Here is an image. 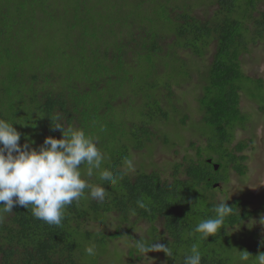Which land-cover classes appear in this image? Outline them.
I'll return each mask as SVG.
<instances>
[{"label":"trees","instance_id":"obj_1","mask_svg":"<svg viewBox=\"0 0 264 264\" xmlns=\"http://www.w3.org/2000/svg\"><path fill=\"white\" fill-rule=\"evenodd\" d=\"M262 1L94 0L88 11L74 0H0V34L9 31L17 43L24 39L35 51L30 57L20 54V44L0 47V118L13 120L20 144L33 148L46 136L61 137L51 124L56 118L65 127L98 135L97 146L106 155L102 168L117 176L115 185L100 181L98 174L82 177L103 186L106 198L74 202L60 227L34 218L22 206L3 214L0 264H102L99 254L84 262V244L139 239L130 235L137 222L147 225L148 243L173 248L174 258L159 251L160 264H183L194 243L200 247L201 264H232L223 254L227 232L262 218L242 199L226 202L234 213L216 235L201 241L199 234L186 238V233L214 215L220 201L215 189L230 179L218 176L221 166L246 178L240 154L245 146L231 143L235 130L249 123L250 113L239 108L242 95L254 99L241 89L242 82L262 85V78L248 77L240 68V58L251 46L264 45ZM198 7L202 16L194 13ZM180 49L189 50L193 62H183ZM181 84L192 86V94L199 92L197 122L204 129L208 155L199 152L196 140L201 137L196 134L187 148L197 150V156L172 164L170 178L162 177L155 163L150 169L141 164L133 173L122 170L124 161L156 136L151 125L173 115L178 122L173 90ZM257 105L264 114V102ZM119 108L134 113L127 116ZM100 125L106 131L99 132ZM216 152L221 156L214 157ZM133 208L135 216L129 213ZM113 219L114 230L108 233L105 228ZM132 253L135 262L142 260Z\"/></svg>","mask_w":264,"mask_h":264},{"label":"rangeland","instance_id":"obj_2","mask_svg":"<svg viewBox=\"0 0 264 264\" xmlns=\"http://www.w3.org/2000/svg\"><path fill=\"white\" fill-rule=\"evenodd\" d=\"M74 1L79 4L83 2L88 11L89 8L95 5V3H93L94 0ZM211 7H213V5L209 8ZM258 9L261 11L264 10V1L258 4ZM194 13L199 16L204 14L203 10L199 7L194 10ZM137 21H139V24L142 22L140 19ZM162 30L164 33L167 32L164 28ZM7 39H9V41ZM169 41L170 40H167L166 42ZM17 44L23 46V51L20 54L30 57L35 56L34 49L26 40L21 39V41L17 43L13 36L9 35V31L0 34V47L9 45L17 48ZM179 51L182 54L181 59L183 62H186V64L193 62L192 58H194V56H192L189 50L180 49ZM240 59H242L240 68L246 76L254 79L262 78L261 87L247 81L241 84V89L246 92H251L250 94L254 99L242 95L239 108L240 111L250 113L248 117L249 123L244 129L235 130L233 143H231V147L241 142L245 146L240 154L245 156V159L241 163L246 167L244 168L246 178H243L245 176H238L231 171V169L228 172L226 167L221 166L218 176L224 178L229 177L230 179L226 183L219 182V188L215 189V199L221 200V198L227 196L228 199L225 202L236 198L242 199L247 209L257 212L264 218V114L258 110L257 105V102H264V45L259 43L255 46H251L250 51L241 56ZM190 87L192 86L189 84H181L178 88H174L173 90L174 100L177 102L175 105L177 110H179L178 122L175 118L176 116L173 115L163 124L151 125V130L155 132L156 136H154L150 143L147 142V148L140 152L131 151V153L133 152L134 154L132 153L133 155H130L129 160L132 162L134 170L141 164H145L146 168H149L148 165L150 163H155L157 171L162 177L170 178L172 164L174 165V163H179L190 158L195 159L197 156V150L195 152L194 149L187 148L188 143L190 141H195L198 137L196 134H199L201 137L196 140V145L201 146L199 152H201L203 156L208 155L205 147L206 139L202 135L204 129H202L200 126L201 124L197 122V119L201 117L196 102V97L199 92L195 90L192 94L191 92H193V90ZM118 112H126L125 114L127 116H129L131 112L134 113L132 109L123 110V108H119ZM186 115H188V117L185 119V126H180L181 119ZM216 156L219 157L221 155L219 152H216L214 157ZM214 159L220 162L219 159ZM129 160L124 161L120 168L128 173H133V171H128L126 166V162ZM114 223V219L107 223V227L105 228L106 232L109 233L114 230ZM249 224V222L245 221L242 226H236L227 232L226 242L223 245L225 247L223 254L229 257L232 264H241L239 261V251L246 250L253 256L247 264H253L254 256L264 252V246L260 244V241L264 240V224H261L259 220H254L251 227H249ZM146 226L147 225L143 222H137L130 229V235L137 238L140 234L136 231L139 230L141 236L146 237L145 240L150 242L152 238L146 235L148 231ZM96 228L97 227H94L93 229ZM106 242V246L94 244L96 247V254L104 257L101 260L102 264H160L161 259L159 258L161 255L159 251L149 252L147 253L146 259L135 262L132 253L135 248L131 246L133 241H130L126 237L116 238L112 242L106 240ZM155 243L159 242L156 241ZM86 246H89V244H84V247ZM90 258L89 256L85 257L84 262L87 263L86 260H90Z\"/></svg>","mask_w":264,"mask_h":264},{"label":"clouds","instance_id":"obj_3","mask_svg":"<svg viewBox=\"0 0 264 264\" xmlns=\"http://www.w3.org/2000/svg\"><path fill=\"white\" fill-rule=\"evenodd\" d=\"M12 121L0 118V220L3 214L22 206L30 210L34 218L60 227L67 207L74 202L79 203L82 198L99 201L106 198L103 186L90 184L82 177L98 174L102 182L117 183V176L109 168H102L106 155L97 146L98 135L88 134L82 128L65 127L56 118L51 124L54 130L62 133L61 137L46 136L42 145L33 148L27 143L20 144L21 133L13 127ZM98 131L104 132L106 129L100 125ZM81 166H85L83 172ZM126 166L128 171H134L130 160ZM227 199L228 196L221 198L213 209L214 215L201 220L186 233V238L199 234V239L204 241L210 235H216L234 213V209L225 202ZM136 203L139 208L147 210L148 206L142 200ZM129 213L135 216L136 209H130ZM260 223L264 224V218ZM136 232L140 238L134 239L131 245L135 248L136 256L146 259L147 253L162 251L167 257L174 258L170 244L148 243L139 230ZM260 244L264 246V240ZM84 251L89 257L96 255L94 244L86 246ZM251 257L246 250L239 251L241 264H247ZM201 260L200 247L194 243L184 255L183 264H201ZM253 264H264V252L254 256Z\"/></svg>","mask_w":264,"mask_h":264},{"label":"water","instance_id":"obj_4","mask_svg":"<svg viewBox=\"0 0 264 264\" xmlns=\"http://www.w3.org/2000/svg\"><path fill=\"white\" fill-rule=\"evenodd\" d=\"M207 161L210 162V159H207ZM213 167L214 169H216L218 167V164L215 163Z\"/></svg>","mask_w":264,"mask_h":264}]
</instances>
